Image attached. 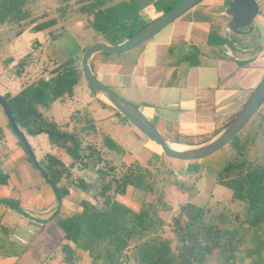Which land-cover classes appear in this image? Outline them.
Returning a JSON list of instances; mask_svg holds the SVG:
<instances>
[{"label":"trees","instance_id":"trees-1","mask_svg":"<svg viewBox=\"0 0 264 264\" xmlns=\"http://www.w3.org/2000/svg\"><path fill=\"white\" fill-rule=\"evenodd\" d=\"M152 1L150 3V0L146 2L129 0L122 5L106 6L107 0H88L87 4L79 8V12L89 27L95 30L97 25H105L106 19L109 22L114 21L119 11L127 12L129 19L121 20L122 25L118 30L116 29L117 35L114 39H104L106 44L118 45L135 35L133 33L135 27L141 30L146 26L147 21L137 15V11L151 4L158 13L162 14L176 5V3L170 5L174 0ZM142 2L146 3V6L138 9ZM124 6L126 11L123 10ZM60 10L66 13L65 9ZM32 12L29 0H0V29L20 28L16 37L20 36L26 31L22 30L24 27L28 28V25L32 26L40 20L33 18L30 20ZM41 17L44 18L45 14ZM117 19L118 17L115 19L116 23L119 22ZM56 24L57 19H50L36 24L31 29L33 32H42L50 30ZM122 27L123 30L126 29L125 32L121 31ZM59 36L60 34H52V31H49V39L54 40ZM33 50L13 69V74L19 78L27 75L20 92L15 96H3L15 117L17 126L29 136L46 134L50 143L69 156L73 163L82 161L87 168L88 163L92 162L97 174L95 184L89 185L79 179L77 187L85 193L94 191L93 199L100 201L99 207L89 201H81L78 203L81 209L79 212L66 218H60L56 213L53 215L59 233L57 244L61 247L64 264H74L76 256L83 253L89 256L91 264H207L209 257L215 251L220 256L219 264H235V252L239 251L246 242L247 235H252L251 242L256 244L253 251L248 250V255L260 253L262 244L258 233L264 226V158L261 164L249 161L245 155L248 141L240 143L239 140L242 132L230 142L233 143L231 147L236 151L235 158L228 161L216 173V184L230 192L231 201L244 205L242 218L234 217L236 225L220 229L212 223H207L205 208L191 202L181 205L178 212L166 224L157 210V207L163 204L160 190L154 200L143 202L140 204V209L135 212L118 201L116 196H124L127 187L145 193H154L156 182L150 168L155 166L157 161L166 158L162 153L154 154L141 163L133 157L128 165L123 162L124 170L119 174L110 163L102 160L94 145L86 147L85 150L89 154L83 152L82 133L85 129L94 130L95 122L89 114L85 111H76L71 121L59 124L51 118L50 112L54 104L64 105L73 101V90L82 78L80 57L84 50L78 57L54 65L47 56L45 61L39 64L38 59L42 56V49L34 47ZM100 54L108 56L105 53ZM37 67L39 69L35 71ZM36 72H44L43 74L47 73V75H37ZM103 143L107 151L120 158L132 157L107 136L103 138ZM19 144L24 149L20 141ZM24 151L27 154L25 149ZM28 159L32 162L30 157ZM38 164L56 186L55 196L60 205L61 200L68 195V191L57 187V184L63 177L70 175L69 167L50 154L44 155ZM101 164L104 166L98 168ZM153 168L159 170L158 167ZM200 174L201 172L187 175L199 178ZM146 179L150 181L143 189ZM6 181V175L0 176V183ZM0 204L16 210L24 217L26 215L16 201L3 199L0 200ZM168 234L170 235L167 236Z\"/></svg>","mask_w":264,"mask_h":264},{"label":"rangeland","instance_id":"rangeland-1","mask_svg":"<svg viewBox=\"0 0 264 264\" xmlns=\"http://www.w3.org/2000/svg\"><path fill=\"white\" fill-rule=\"evenodd\" d=\"M146 1L148 0H143V2ZM180 1L182 0H174L169 3L173 5ZM124 2H129V0H107L106 6L122 5ZM152 2L150 0V3ZM205 2L211 3L212 0H205ZM87 3L88 0H71L70 2L62 0H29L30 8L33 9L30 20L32 18L33 20H40L32 26H30L31 24L28 25V28L24 27L22 29L26 30L25 35L21 40H18L19 45L16 44L14 48L11 43L15 41L13 39L20 28L16 29L12 27L10 29L7 28L5 31L4 29H0V55L3 56L4 53L14 58L18 56L22 59L29 52L30 48L33 47L34 49L32 41L37 40L42 44L46 43L45 52L56 59L58 56H63V53L74 55L95 43L104 42V39H114L117 35L116 29L118 30L122 25L121 20L125 21L129 19L127 12H118V23L115 21L117 17L115 19L112 17L114 21L109 22L106 19L105 25L99 24L95 30L89 27L79 12V8ZM142 3L141 5L139 4L138 9L146 6V3H143L144 5ZM256 3L258 12L249 26L230 30L228 25L229 18L225 15L226 3H224L220 11L221 15L218 16L217 23L221 21L220 27L224 24L223 34H229L228 41L231 47H252L251 55H254L255 59L259 55L258 60L264 66V2L262 3L259 0ZM60 9H65L66 13ZM123 10L126 11L125 6ZM43 14H45L44 18L41 17ZM136 14L143 17V9L137 11ZM192 14L188 13L187 15L189 17ZM60 17L64 18V22L59 21L56 24V28H52V34L59 32L58 29L62 28L59 32L60 37L49 40L50 42L48 41L47 43L46 35L43 33H30L32 31L31 28L36 24L50 19L60 20ZM76 21H81L83 28L80 26V23H75ZM121 31L125 32L126 29L123 30L122 27ZM133 31L136 34L140 29L135 27ZM241 32H247V36L240 38L238 34ZM43 73L36 72L37 75ZM8 75L11 74L9 73ZM43 75H47V73ZM5 81L4 79L0 82L4 84ZM1 91L0 89V96H5L1 94ZM73 98L75 100L74 105L71 104L70 106L68 104L64 108L53 105L51 117L56 123L62 124L65 121H71V116L76 114L78 110L87 108L90 111L95 121L93 123L94 130L85 129L82 133L83 152L89 154L85 150L86 147L94 145L98 149L102 160L110 163L119 174L124 170L123 164L126 163L128 165L134 155H141L142 157H139L144 160V156L151 158L154 154H161V151H158L155 144L141 135L121 115L115 114L116 112L113 110L103 109L95 100V95L92 94L83 77L80 79L79 85L73 90ZM22 131L27 140L29 138L28 143L33 150L37 162L44 155L50 154L69 167L70 175L63 177L61 182L57 184V187L65 188L68 191V195L61 200L60 205L55 200H50L51 196H55L54 191L40 175L34 163L29 161V155L25 153L19 144V140L12 131L0 107V137L2 139H0V176L7 175V181L0 183V200H13L18 202L21 208L27 207L31 210L27 214L25 213L24 217L16 210L5 207L6 205H3L4 207L0 206V214L5 213L2 222L0 218V223L4 226H0V264H64L62 261L63 255L60 251L61 247L57 244L59 233L54 224L55 217L53 218V215L56 213L58 217L66 218L71 214H75L81 210L78 205L81 201H89L95 206H100V201L93 199L94 191L85 193L77 187L79 179H82L89 185L95 184L97 180L96 168L92 162L88 163L87 168L83 165L82 161L73 163L69 156L50 143L49 138L45 134L29 136L24 130ZM1 133L5 136H2ZM105 136L119 144L132 157L126 156L120 158V156L107 151L103 147V138ZM239 140L240 143L248 141V145L245 147V155L249 161L261 164L264 158V103L243 129L239 135ZM144 143L145 145L143 146ZM232 144L229 143L214 155L201 161L182 162L162 158L161 161H157L155 166L150 168L156 182L154 183L156 188L154 193H145L133 190L132 187H127L124 196L117 195L116 198L137 212L140 209V204L154 200L158 194V190H160L163 204L159 205L157 210L159 216L166 224L178 212V208L181 205L191 202L205 208V220L207 223H212L220 229L231 228L237 223L234 220L235 216L242 218L244 205L230 200V192L216 184V173L228 161L235 158L236 151L231 147ZM14 147L19 150L18 153L14 151ZM153 149L157 153H154ZM103 166L104 164H101L98 168ZM153 167H158L159 170L156 171ZM199 172H201L199 178L187 175L188 173ZM149 181V179L145 180L142 186L143 189L146 188ZM42 207L47 208L46 212H36V210H40ZM163 208L167 209L164 210ZM36 215H39V217ZM258 236L262 244L260 253L248 255V250L253 251L256 248V244L251 242L252 235H247L245 237L246 242L239 251L235 252V264H264V226L259 231ZM72 247L74 248L73 245ZM219 257V253L215 251L209 257L207 264H219Z\"/></svg>","mask_w":264,"mask_h":264},{"label":"crops","instance_id":"crops-1","mask_svg":"<svg viewBox=\"0 0 264 264\" xmlns=\"http://www.w3.org/2000/svg\"><path fill=\"white\" fill-rule=\"evenodd\" d=\"M225 1L212 0L207 3L204 0L188 12L193 13L191 16L185 14L138 48L121 55L103 56L99 52L91 59V68L96 78L136 106L171 146L189 149L214 138L239 111L263 76L264 66L258 60L259 55L255 59L251 55L252 47L249 46L231 47L229 34H223L224 24L220 27L221 21L217 23ZM143 11L142 18L147 22L161 14L152 5L146 6ZM59 19L57 23L64 22L63 17ZM75 23H80L83 28L81 21ZM60 30L62 28L58 29L59 32ZM49 31L52 28L30 33H43L48 43L51 40ZM59 32L54 34H60ZM246 34L247 32H241L238 35L241 38ZM24 35L25 31L15 37L14 42L11 41L13 48L16 44L19 45L18 40ZM32 42L35 48L42 49L39 64L45 61L46 56L51 64H61L78 57L82 52L74 55L63 53V56L55 59L45 52L46 43L42 44L37 40ZM33 51V47L30 48L24 57ZM20 60L21 57L18 56L14 58L4 53L3 56L0 55V81L6 80L4 84L0 82L1 94L15 96L20 92L23 80L27 78V75L19 78L13 74V69ZM38 69L39 67L35 71ZM95 98L100 105H104H101L103 109L113 110L98 97ZM72 100L64 105H54L64 108L68 104L74 105V98ZM81 110L94 121L87 108ZM157 149L160 151L158 147ZM14 151L19 152L17 148ZM154 153L157 151L154 150ZM139 156L133 157L141 163L149 159L144 156L143 160ZM50 200L57 202L56 196H51ZM22 209L26 214L31 211L27 207ZM46 209L42 207L36 212L43 213ZM4 214H0L1 222ZM0 226L4 227L1 223ZM74 264H91V259L86 253L78 254Z\"/></svg>","mask_w":264,"mask_h":264},{"label":"water","instance_id":"water-1","mask_svg":"<svg viewBox=\"0 0 264 264\" xmlns=\"http://www.w3.org/2000/svg\"><path fill=\"white\" fill-rule=\"evenodd\" d=\"M203 1L204 0H182L168 11L151 20L144 28L123 43L118 45H109L104 42L95 43L84 50L80 59L82 77L92 94L121 115L147 140L155 144L165 158L182 162L201 161L214 155L227 146L238 134L243 131L264 103V75L258 86L248 97L234 118L214 138L194 148H179L177 150L167 143V141L158 133L156 128L144 117L136 106L123 99L96 78L91 68V59L94 54L99 52L107 55H121L138 48L153 39L170 24L183 17ZM230 1V5L225 10V15L229 18V29L236 30L249 26L258 12L256 2L254 0ZM0 107L3 110L14 134L23 145L38 172L47 181L54 193L57 194L56 186L49 179L45 170L39 166L24 132L17 126L15 117L8 103L2 96H0Z\"/></svg>","mask_w":264,"mask_h":264},{"label":"flooded vegetation","instance_id":"flooded-vegetation-1","mask_svg":"<svg viewBox=\"0 0 264 264\" xmlns=\"http://www.w3.org/2000/svg\"><path fill=\"white\" fill-rule=\"evenodd\" d=\"M225 3H226V8H225V10H226L227 7L230 5L231 1L230 0H228V1L226 0Z\"/></svg>","mask_w":264,"mask_h":264},{"label":"bare ground","instance_id":"bare-ground-1","mask_svg":"<svg viewBox=\"0 0 264 264\" xmlns=\"http://www.w3.org/2000/svg\"><path fill=\"white\" fill-rule=\"evenodd\" d=\"M172 147H173L174 149H177V150L179 149L178 147H175V146H172Z\"/></svg>","mask_w":264,"mask_h":264}]
</instances>
